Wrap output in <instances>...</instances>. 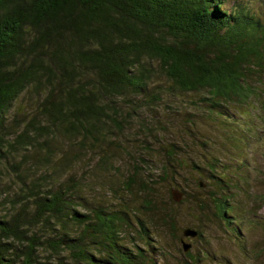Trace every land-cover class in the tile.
Segmentation results:
<instances>
[{
  "label": "trees",
  "instance_id": "trees-1",
  "mask_svg": "<svg viewBox=\"0 0 264 264\" xmlns=\"http://www.w3.org/2000/svg\"><path fill=\"white\" fill-rule=\"evenodd\" d=\"M257 1L258 10H225L229 0H0V163L42 153L41 166L60 160L64 167L55 170L65 172L87 153L120 205L86 200L73 174H50L46 186L22 182L19 200L0 215V264H158L152 228L173 233L171 205L190 200L201 212L211 206L235 238L241 234L232 194L246 190L245 173L236 175L215 154L186 149L212 139L192 116L218 128L230 147L237 129L243 139H264V0ZM164 106L175 123L187 117L182 147L170 137L171 119H159ZM240 109L246 123L236 129ZM22 114L28 119L11 130ZM132 120L158 129L162 187L169 199L172 190L181 194L178 202L171 195L168 208L151 171L139 169L137 159L122 170L115 155ZM192 176L198 188L200 180L214 183L208 200L189 196L185 180ZM128 196L138 197L146 214L132 233ZM258 203L264 210V196Z\"/></svg>",
  "mask_w": 264,
  "mask_h": 264
},
{
  "label": "rangeland",
  "instance_id": "rangeland-1",
  "mask_svg": "<svg viewBox=\"0 0 264 264\" xmlns=\"http://www.w3.org/2000/svg\"><path fill=\"white\" fill-rule=\"evenodd\" d=\"M241 6L248 5L254 10L259 9L257 0H229V3L223 6V9L230 10L231 5ZM187 98L177 100L175 103H182ZM264 103V102H263ZM244 110L240 109L235 111L233 121L238 127H241L246 123ZM30 115V114H29ZM159 119L162 122L164 119H171L172 127L169 126L170 137L174 138V142L182 147L183 140H187L188 134L186 135L185 127L182 124L188 123L185 120L187 118L185 114L179 116L178 123L173 120V115L170 113L166 106L159 111ZM13 113L11 112L10 123L13 119ZM23 116V118H22ZM18 116L17 123H12L11 130L15 129L16 126L22 121L27 120L28 115L22 114ZM191 117V116H190ZM196 120V130L199 129L200 134L202 133L205 137L212 139L195 140L193 143L194 148L186 149L187 154L195 155V151H199L200 154L210 155L215 154L219 157L223 166H229L233 168V172L236 175H242L245 173L248 184L244 183V191L232 194L236 200L235 214L239 219L243 218L241 224V234L238 237H234V233L229 231V228L215 216V211L211 206H208L206 210L200 211L196 202L190 200L189 203L183 205L180 208H174L171 205L173 212L178 217L174 228L175 231L171 233L165 228L156 227L152 228V254L155 257L158 264H264V210L258 203V199L264 196V139L257 141L256 139L248 140L243 139L244 135L236 130L237 138L235 141V147L227 145L229 139H220L218 135V128H211L204 120L198 116H192ZM193 120V121H195ZM131 124H128L129 130H126V134L121 136V145L119 152L115 155L119 156V161L123 162L122 170L126 169L127 162L133 159L138 160L140 168L146 166V171H151V175L156 181V191L161 192L164 207L168 208L171 204L169 195L165 191L164 184L162 183V172L160 167L163 165V153L154 151L155 141L158 137V129L150 128L146 130L140 128V123L137 120H132ZM231 128V127H230ZM191 133V134H195ZM199 134V135H200ZM248 140V141H247ZM250 141V143H249ZM204 143V146H201ZM249 144V145H248ZM176 145V147H178ZM122 148L126 152L127 156L122 153ZM69 153L67 146L63 147ZM179 149V148H178ZM112 151V150H111ZM159 154L160 156H158ZM28 157L20 159L17 155L6 157V162L0 163V215L4 216V213L11 211V204L16 203L18 194L20 193V187L22 182H27L30 185V181L43 183L42 179H48V175L58 174L62 180L65 175L73 174L76 179H82V187L80 191L82 196L92 202L100 201L107 203L110 207L119 208V199L115 197L104 187V183L107 182L103 175L95 169L94 160L87 153L80 154V160L74 161L70 165L69 171L62 172V170L56 171L55 169L63 168L61 161L54 162L53 166L42 165V160L45 158L42 153H34ZM205 161V159H204ZM148 163L152 164L149 168ZM246 164L248 170L243 169L242 165ZM126 168H125V167ZM220 167V166H218ZM154 171V172H152ZM206 173L205 166L201 170ZM188 177L185 180L186 189L189 196H193L195 201L208 200L210 194L214 191L211 186H205L203 181L202 187L198 188L197 177ZM195 179L196 181L192 180ZM165 182H169V179L165 178ZM45 182V186H46ZM167 185V184H166ZM103 186V187H102ZM23 187V184H22ZM102 187V188H101ZM204 190V191H203ZM126 204H128L129 212V223L132 224L131 232L137 231V227L134 225L136 218H145L142 210L140 209L138 202L139 198L134 196L125 197ZM13 211V209H12ZM136 212V215L131 214ZM203 232L202 238H184L182 231L191 228L196 230L195 227ZM137 233L133 234L136 238ZM183 240L186 244L190 245L187 252H184L180 243Z\"/></svg>",
  "mask_w": 264,
  "mask_h": 264
},
{
  "label": "water",
  "instance_id": "water-1",
  "mask_svg": "<svg viewBox=\"0 0 264 264\" xmlns=\"http://www.w3.org/2000/svg\"><path fill=\"white\" fill-rule=\"evenodd\" d=\"M202 183H200V187H202ZM172 198L174 201L178 202L181 199V194L177 190H172L171 191ZM182 235L184 238H195L197 236V231L193 230L191 228H187L182 231ZM182 249L184 252H187L188 249L190 248L189 244H186L183 240L180 241Z\"/></svg>",
  "mask_w": 264,
  "mask_h": 264
}]
</instances>
